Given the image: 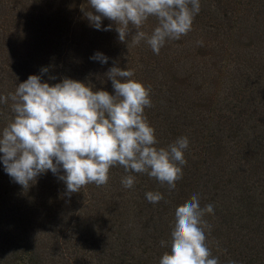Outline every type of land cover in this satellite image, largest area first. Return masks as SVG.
I'll return each instance as SVG.
<instances>
[{
  "label": "trees",
  "instance_id": "trees-1",
  "mask_svg": "<svg viewBox=\"0 0 264 264\" xmlns=\"http://www.w3.org/2000/svg\"><path fill=\"white\" fill-rule=\"evenodd\" d=\"M200 4L192 30L157 55L131 36L121 42L106 18L102 27L111 31L92 27L81 11L91 10L88 0H0V96L30 75L51 85L90 81L114 94L105 74L128 68L151 88L145 114L158 146L189 140L171 191L138 173L126 189L129 173L119 165L105 185L77 193L51 171L24 188L0 153V264H159L175 210L193 194L214 207L206 234L219 264H264V0ZM156 26L151 17L140 30L150 35ZM96 53L108 63L91 59ZM11 104L0 103V130L13 119ZM157 191L164 199L149 202L146 193Z\"/></svg>",
  "mask_w": 264,
  "mask_h": 264
},
{
  "label": "clouds",
  "instance_id": "clouds-1",
  "mask_svg": "<svg viewBox=\"0 0 264 264\" xmlns=\"http://www.w3.org/2000/svg\"><path fill=\"white\" fill-rule=\"evenodd\" d=\"M88 4L91 10L82 6L81 11L96 30H112L111 24L102 27L106 18L114 22L121 42L131 36L132 43L144 41L157 55L167 41L192 30L201 10L200 0H88ZM151 17L157 26L149 35L140 29ZM91 59L107 64L109 58L96 53ZM48 71L43 68L42 74ZM105 75L114 94L95 90L90 81L65 77L51 85L40 75H30L14 93L0 96V103L12 101L13 119L0 130V153L5 171L16 183L28 188L51 171L66 184L68 194L77 193L90 183L105 185L110 169L119 165L129 173L121 181L126 189L136 182L132 173L147 174L169 191L176 188L187 164L188 138L159 147L145 114L152 107L150 86L132 79L134 72L128 68L114 66ZM146 198L158 203L164 196L157 191L146 193ZM207 214H214V207H201L197 194L176 208L171 239L161 241L170 250L159 264H219L207 243L211 229Z\"/></svg>",
  "mask_w": 264,
  "mask_h": 264
}]
</instances>
